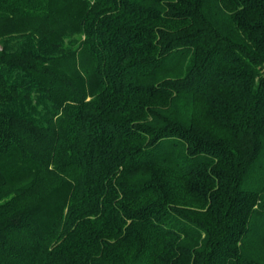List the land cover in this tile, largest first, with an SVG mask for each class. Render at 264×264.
<instances>
[{"label":"trees","instance_id":"obj_1","mask_svg":"<svg viewBox=\"0 0 264 264\" xmlns=\"http://www.w3.org/2000/svg\"><path fill=\"white\" fill-rule=\"evenodd\" d=\"M0 264H264V0H0Z\"/></svg>","mask_w":264,"mask_h":264}]
</instances>
